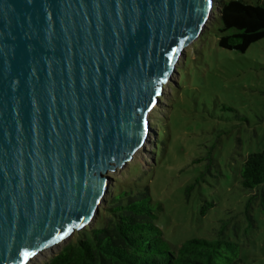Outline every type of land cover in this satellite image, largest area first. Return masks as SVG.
I'll list each match as a JSON object with an SVG mask.
<instances>
[{
    "label": "water",
    "instance_id": "water-1",
    "mask_svg": "<svg viewBox=\"0 0 264 264\" xmlns=\"http://www.w3.org/2000/svg\"><path fill=\"white\" fill-rule=\"evenodd\" d=\"M212 0H0V264L99 212ZM28 255H24V253Z\"/></svg>",
    "mask_w": 264,
    "mask_h": 264
},
{
    "label": "rangeland",
    "instance_id": "rangeland-1",
    "mask_svg": "<svg viewBox=\"0 0 264 264\" xmlns=\"http://www.w3.org/2000/svg\"><path fill=\"white\" fill-rule=\"evenodd\" d=\"M219 26L214 14L179 51L147 113L143 143L126 165L106 174L104 198L147 188L170 250L191 238L215 239L222 228L239 246L242 264H264V215L257 200L246 209L251 191L239 175L246 155L264 150V39L244 53L224 50L217 45ZM95 218L86 225L100 222ZM76 231L22 264H43Z\"/></svg>",
    "mask_w": 264,
    "mask_h": 264
},
{
    "label": "trees",
    "instance_id": "trees-1",
    "mask_svg": "<svg viewBox=\"0 0 264 264\" xmlns=\"http://www.w3.org/2000/svg\"><path fill=\"white\" fill-rule=\"evenodd\" d=\"M217 2L219 48L244 53L264 39V0L254 5L242 0ZM239 175L241 186L251 191L246 209L257 200L264 215V150L248 153ZM137 191L105 199L95 218L100 222L76 231L75 238L43 264H242L239 246L224 238L222 228L215 239L191 238L170 250L156 225L147 188ZM247 220L251 223L249 215Z\"/></svg>",
    "mask_w": 264,
    "mask_h": 264
},
{
    "label": "snow or ice",
    "instance_id": "snow-or-ice-1",
    "mask_svg": "<svg viewBox=\"0 0 264 264\" xmlns=\"http://www.w3.org/2000/svg\"><path fill=\"white\" fill-rule=\"evenodd\" d=\"M24 255H28V253L25 252Z\"/></svg>",
    "mask_w": 264,
    "mask_h": 264
},
{
    "label": "bare ground",
    "instance_id": "bare-ground-1",
    "mask_svg": "<svg viewBox=\"0 0 264 264\" xmlns=\"http://www.w3.org/2000/svg\"><path fill=\"white\" fill-rule=\"evenodd\" d=\"M146 137V136H145Z\"/></svg>",
    "mask_w": 264,
    "mask_h": 264
}]
</instances>
